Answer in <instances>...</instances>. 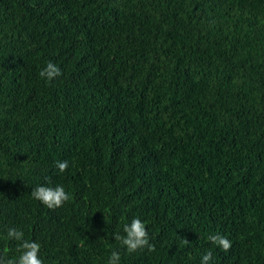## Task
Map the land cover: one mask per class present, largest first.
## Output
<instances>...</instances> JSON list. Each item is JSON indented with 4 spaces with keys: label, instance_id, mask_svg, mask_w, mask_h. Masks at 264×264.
I'll return each mask as SVG.
<instances>
[{
    "label": "trees",
    "instance_id": "16d2710c",
    "mask_svg": "<svg viewBox=\"0 0 264 264\" xmlns=\"http://www.w3.org/2000/svg\"><path fill=\"white\" fill-rule=\"evenodd\" d=\"M39 185L72 198L49 209ZM133 217L155 251L114 239ZM9 228L44 264H264V0H0V255L17 257Z\"/></svg>",
    "mask_w": 264,
    "mask_h": 264
},
{
    "label": "clouds",
    "instance_id": "9594fccd",
    "mask_svg": "<svg viewBox=\"0 0 264 264\" xmlns=\"http://www.w3.org/2000/svg\"><path fill=\"white\" fill-rule=\"evenodd\" d=\"M61 75L62 70L52 61H48L39 72V76L49 83ZM56 168L60 173H63L69 168V162L67 160H59L56 162ZM31 195L49 209L61 207L72 198L63 185L54 187L39 185L32 189ZM123 232L125 235L114 234V239L119 241L129 253L143 248L150 252L155 251V245L150 242L151 237L146 225L139 217H133L129 224H125ZM7 238L19 242L17 251L20 254L17 257H8L6 254L0 255V264H44L40 257L41 245L34 240L25 239L22 230L9 228ZM208 239L213 245L218 246L225 252L229 251L232 246V241L220 233L209 235ZM183 242L185 244L189 243L186 238H184ZM211 260L212 251L209 250L202 255L201 264H210ZM107 264H120V252L113 250Z\"/></svg>",
    "mask_w": 264,
    "mask_h": 264
}]
</instances>
